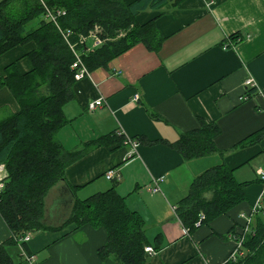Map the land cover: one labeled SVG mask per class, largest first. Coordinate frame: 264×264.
I'll list each match as a JSON object with an SVG mask.
<instances>
[{"label": "crops", "instance_id": "1", "mask_svg": "<svg viewBox=\"0 0 264 264\" xmlns=\"http://www.w3.org/2000/svg\"><path fill=\"white\" fill-rule=\"evenodd\" d=\"M136 21L156 22L159 47L150 50L139 42L74 83V98L64 106L68 122L58 139L68 151L84 155L46 195V228L7 247L14 264H101L99 249L108 241L107 230L76 226L70 219L76 201L112 188L144 222L155 249L145 264H222L237 245L229 233L242 235L249 215L254 227L259 210L253 209L264 189L259 174L264 170V0H170L139 10ZM235 33L243 41L226 48ZM85 42L89 53L100 46L93 33ZM35 48L30 42L1 55L0 73L13 63L23 74L32 71L28 54ZM251 78L259 90L244 98ZM99 99L102 104L90 110ZM20 110L11 90L1 88L0 124ZM202 121L220 128L219 151L185 160L172 144ZM128 139L142 142L133 148ZM221 163L246 183V199L186 234L175 207L196 177ZM110 170L115 172L111 179ZM156 182L159 191H154ZM12 236L0 214V244ZM105 264L117 261L110 256Z\"/></svg>", "mask_w": 264, "mask_h": 264}, {"label": "trees", "instance_id": "2", "mask_svg": "<svg viewBox=\"0 0 264 264\" xmlns=\"http://www.w3.org/2000/svg\"><path fill=\"white\" fill-rule=\"evenodd\" d=\"M169 2L0 0V56L20 45L36 44L28 54L34 66L32 71L23 74L13 63L5 68V73H0V89L8 87L21 107L19 113L0 124V165L5 166L8 174L0 192V214L13 235L0 244V264H14L7 250L9 245L16 244L27 232L46 228V195L53 185L65 180L67 167L84 155L82 151H68L58 139V132L68 122L64 106L74 98L76 80L72 65L76 57L71 45L81 53L91 71L107 66L139 42L155 50L162 40L156 22L139 25L136 15L141 9L162 7ZM46 6L66 12L59 23L63 29L71 30L69 42L53 22L45 19ZM92 33L100 40V46L89 53L85 51L86 42L80 43V39ZM229 39L228 47H234L244 36L235 33ZM255 92L252 88L247 94L250 97ZM219 134L218 125L202 121L200 128L182 134L172 145L185 160H190L219 151L215 145ZM258 136L248 142H254ZM234 171L221 163L195 178L188 195L176 207L190 234L245 201L246 183L238 182ZM201 214L205 218L197 225ZM70 222L107 230L108 241L99 249L101 264L110 256L117 264H145L149 257L145 247L152 243L144 232V222L127 207L125 196L115 188L76 201ZM251 229L244 241L243 255L224 264H264V195Z\"/></svg>", "mask_w": 264, "mask_h": 264}, {"label": "built area", "instance_id": "3", "mask_svg": "<svg viewBox=\"0 0 264 264\" xmlns=\"http://www.w3.org/2000/svg\"><path fill=\"white\" fill-rule=\"evenodd\" d=\"M65 11L64 10H57V9H50L49 7L46 6L45 8V19L47 21H51L53 22L58 29L60 30L61 34L63 35L64 39L66 41L69 42L70 40V36H71V30L70 29H63L59 23V18L62 15H65ZM95 35V34H94ZM96 37V36H95ZM97 38V37H96ZM98 42L100 43V40L97 38ZM86 41V37H82L80 39V43L85 42ZM76 46V45H75ZM225 47L228 48V44H225ZM71 48L73 49L74 53H75V57H76V61L73 63L72 68L75 70V80L79 81L85 77H90L91 75V71L89 70V68L87 67V65L84 63L82 57H81V53L79 51H77L76 49H74V45H71ZM245 85L247 86V92L249 91V89L254 88L255 90H259L258 88V84L254 79H247ZM244 98H248V94H245L243 96ZM140 99V95L136 94L134 96V101H138ZM102 104V99H99L95 102H92L89 104V109L93 110L96 108L97 105H101ZM128 142H130V144L133 146V148H136V146L138 145V141L133 140V139H128ZM259 174L262 177V179L264 180V170L260 169L259 170ZM7 171L5 170V166L4 165H0V192L1 190L4 188V179L7 177ZM107 177L108 178H114L115 177V172L114 170H110L107 173ZM162 178L157 179V181H159ZM160 190V186L159 183L156 182V188H154V191H159ZM264 195V189H263V194L261 195V198L258 200L256 206L253 209V213L257 212L262 205V198ZM176 209V207H175ZM244 216V215H243ZM205 218L204 214L200 215V221H198L196 224L200 225L201 221ZM247 222H246V226L243 230L242 235H237L235 232H231L229 233V238L231 240H235L236 242V247L235 250L231 253L230 257L228 260H226L225 262H228L230 260H237L240 256H242L243 251V245H244V241L246 239V236L251 232V224H252V215L249 217H246ZM185 233L189 234V229L185 227ZM32 233L31 232H27L22 238V241H28L31 237ZM145 250L149 253H155V249L152 246H147L145 247ZM30 262H35V256H30L29 257ZM224 262V263H225ZM222 263V264H224Z\"/></svg>", "mask_w": 264, "mask_h": 264}, {"label": "rangeland", "instance_id": "4", "mask_svg": "<svg viewBox=\"0 0 264 264\" xmlns=\"http://www.w3.org/2000/svg\"><path fill=\"white\" fill-rule=\"evenodd\" d=\"M14 5H16V3H14ZM14 5H12V6H14ZM38 21V20H37ZM37 21H35L33 24L34 25H36L37 24ZM243 255V254H242Z\"/></svg>", "mask_w": 264, "mask_h": 264}, {"label": "water", "instance_id": "5", "mask_svg": "<svg viewBox=\"0 0 264 264\" xmlns=\"http://www.w3.org/2000/svg\"><path fill=\"white\" fill-rule=\"evenodd\" d=\"M0 196H1V194H0Z\"/></svg>", "mask_w": 264, "mask_h": 264}]
</instances>
